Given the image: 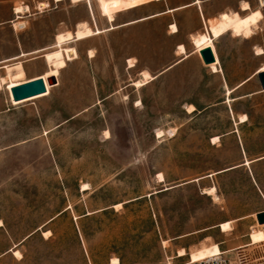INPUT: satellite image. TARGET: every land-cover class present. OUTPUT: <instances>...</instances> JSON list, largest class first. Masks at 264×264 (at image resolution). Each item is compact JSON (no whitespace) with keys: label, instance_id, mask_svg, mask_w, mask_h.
<instances>
[{"label":"rangeland","instance_id":"1","mask_svg":"<svg viewBox=\"0 0 264 264\" xmlns=\"http://www.w3.org/2000/svg\"><path fill=\"white\" fill-rule=\"evenodd\" d=\"M151 2L0 0V264H182V249L239 245L264 264V243L250 245L257 216L228 221L229 232L222 223L202 231L234 219L238 201H254L246 167L219 173L264 157L253 58L264 50V9L245 35L229 37L243 60L235 64L249 66L232 69L234 78L259 68L243 87L226 78L229 94L193 61L136 86L149 45L163 59L170 47L162 19L137 24ZM87 27L95 34L77 40ZM68 33L62 48L77 57L50 64ZM35 77L47 92L16 102L12 89ZM251 170L264 193V161Z\"/></svg>","mask_w":264,"mask_h":264},{"label":"crops","instance_id":"2","mask_svg":"<svg viewBox=\"0 0 264 264\" xmlns=\"http://www.w3.org/2000/svg\"><path fill=\"white\" fill-rule=\"evenodd\" d=\"M154 1L155 2H151L150 4H148V6L146 5L147 15L144 17H148V18L146 19H141L144 17L139 18L138 21L139 23L137 24L147 23L148 25H151L154 20L162 19L164 21L163 22L164 28L165 29L167 28L165 36H167V38L169 39L168 44L170 47L168 50L164 49L163 53L165 56L166 55L167 56L163 59L159 57L158 50L157 49L152 50L150 48L151 45H149L147 50L149 61H148V65L144 67V71L149 73L150 76L159 78L169 73L170 71L176 69L177 67L183 65L184 63L192 62V61L195 62L198 66H200L202 69L211 71V69L207 67L208 65L204 63L201 53H199L200 49H198L193 43L192 38L200 34H209L213 39L212 45L215 49V53L219 61V63L216 64V66L219 69L218 70L219 72L213 73L211 71V73L215 76L223 78L225 85L224 89L226 92L227 89L232 90L233 88L239 85L246 86L253 79V78L250 79V77H252V75L264 65V55L263 56L256 55L257 48L253 49V56H254L253 58L256 63L255 65L256 67L259 68H257L255 72L243 76L241 80H236L231 70L235 68H248L249 66L245 64H235V63H242L243 60L242 57L236 54L237 51L234 52L232 47L229 46V37L234 36V34L230 32L223 36L215 37L214 32L212 31L213 28L217 25V23L222 19L223 16H229L232 13H240L243 16L246 15L247 13H244L242 10V6L245 3L247 4L249 3L253 9L259 8L257 0H255L254 2L250 0H154ZM210 22H214V25H211ZM173 27L177 28L176 32L173 30ZM172 42L174 44L173 47H171ZM164 45H166V41ZM181 46L184 47L185 49V52L183 54L180 52ZM153 53L155 56L154 55L152 56ZM215 53L213 52V55ZM216 56L214 55L215 59ZM134 58L135 57H133V59ZM257 65H261V66H257ZM230 77H231V85H234L235 87L230 88L228 86L226 78H230ZM36 78L39 77H35V79ZM248 79H250L249 82H247ZM258 85H259L258 93H264L261 84L258 83ZM260 161H264V157L260 159H255V161L252 162V164ZM251 165L247 167V166H243L242 163L236 165L235 166L236 168L234 169L219 173L228 176L234 174L241 167H246L248 169V172H246L247 173L246 177L249 180L250 185L253 186L255 193L254 201L252 198L250 204H247L245 202L241 204L238 201V208L264 207V193L262 192L255 175H253L252 173ZM260 196L261 199L263 200L262 206L259 205ZM238 208L235 209V211L238 212V215H236L234 219L231 220L224 219L217 225H213L202 231L214 230L215 228H218L217 226L221 223L228 221H234V223H236L241 219H245L247 217L254 215L257 216V214L264 212V210H262V212L258 211L257 214L251 215V212L249 211L239 213ZM238 250H241L240 245L233 247L231 249L224 250L222 252L224 254H229Z\"/></svg>","mask_w":264,"mask_h":264},{"label":"bare ground","instance_id":"3","mask_svg":"<svg viewBox=\"0 0 264 264\" xmlns=\"http://www.w3.org/2000/svg\"><path fill=\"white\" fill-rule=\"evenodd\" d=\"M60 1H62V0H56V2H60ZM78 1H85V0H78ZM242 10L244 13H248V14L246 16H242L240 13H232L229 16H223L222 19L217 23V25L212 30L214 32V36L219 37V36H223L225 34L232 32L235 36L241 37V36L245 35L246 32L250 28L257 25V23H259V21L263 18V13L261 12V10L260 9L252 10L249 3L243 4ZM21 11H22L21 8L16 9V13H19ZM111 20H113V19H111ZM210 23H211V25H214V22H210ZM173 30L176 32L177 28L173 27ZM94 34L95 33L93 32V30H91L89 27H87L83 30L79 29L76 32V35L75 34L74 35L76 36L77 40H85V39L92 37ZM71 39H72V35L70 33H68L66 35H59L58 36V38H57L58 50L46 55V59L50 64L57 65V64H60V62H62L63 60L71 61L72 59L77 57V52L74 48H68V49L62 48V45ZM192 39H193V43L195 44V46L198 49H200L199 53H201V51L206 49V48H211L213 50V52L215 53V49L212 45L213 39L209 34H200L198 36L193 37ZM180 52L182 54L185 52L184 47H182V46L180 47ZM214 55L216 56V53ZM257 55L263 56L264 50H262V49L258 50ZM22 56H24V54H22ZM218 63H219V61H218V58L216 56V62L208 65L209 68L212 70V72H214V73L219 72L218 71L219 69L216 66V64H218ZM261 73H264V67H262L258 70L257 75H259ZM142 78H143L142 81L137 82V84H136L137 87L143 86L148 79H152V77L148 73H144ZM34 80H36V79H34ZM34 80L28 81L24 84H27V83L32 82ZM234 90L235 89L228 90V93L230 94ZM13 99H14V97H13ZM193 108L194 107H191L190 109L192 110ZM240 121L242 123H245L247 121V116L246 115L241 116ZM252 162L247 161L246 165H251ZM208 193L214 194L215 188L210 189L208 191ZM219 227L221 228L222 232H229L232 230V222L222 223ZM259 228L260 229H253L252 230L253 233L250 235V245H252V246H253V244L264 243V230H263L264 224L263 225L259 224ZM45 234H47V233H45ZM223 254H214L213 251L209 247L201 248L198 251L191 253L190 255H187V252L184 249H182L178 252V256L180 258L189 256L188 261H192V262H197V261H201L204 259L217 257V256H220ZM14 255L15 256H21L18 251L14 252ZM113 261L118 262L117 259H115Z\"/></svg>","mask_w":264,"mask_h":264},{"label":"water","instance_id":"4","mask_svg":"<svg viewBox=\"0 0 264 264\" xmlns=\"http://www.w3.org/2000/svg\"><path fill=\"white\" fill-rule=\"evenodd\" d=\"M201 56L206 65H210L216 62L211 48H206L201 51ZM259 84H261L264 91V73L258 75ZM50 85H55V78L49 80ZM47 92V87L43 78L39 77L36 80L18 86L12 90L14 100L16 102L23 101ZM257 221L259 224H264V212L257 214Z\"/></svg>","mask_w":264,"mask_h":264},{"label":"built area","instance_id":"5","mask_svg":"<svg viewBox=\"0 0 264 264\" xmlns=\"http://www.w3.org/2000/svg\"><path fill=\"white\" fill-rule=\"evenodd\" d=\"M257 3L260 9H264V0H257ZM248 247H250V245ZM245 249L246 248L241 247V250H238L234 256L223 254L197 262L188 261L182 264H263V261H261L263 259L262 257L254 258L252 260L250 254L246 252Z\"/></svg>","mask_w":264,"mask_h":264}]
</instances>
